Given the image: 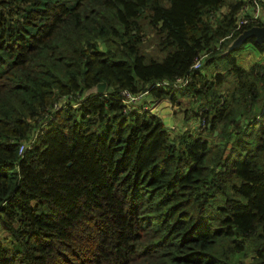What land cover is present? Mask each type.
<instances>
[{
    "label": "trees",
    "instance_id": "16d2710c",
    "mask_svg": "<svg viewBox=\"0 0 264 264\" xmlns=\"http://www.w3.org/2000/svg\"><path fill=\"white\" fill-rule=\"evenodd\" d=\"M248 4L0 0V264H264V61L237 63L264 43L227 51ZM123 90L199 99L203 129Z\"/></svg>",
    "mask_w": 264,
    "mask_h": 264
},
{
    "label": "rangeland",
    "instance_id": "374dc122",
    "mask_svg": "<svg viewBox=\"0 0 264 264\" xmlns=\"http://www.w3.org/2000/svg\"><path fill=\"white\" fill-rule=\"evenodd\" d=\"M260 9L263 12L262 21H264V8L261 5ZM255 24L259 25L257 23ZM143 25L145 27L143 46L148 50H152L160 36L155 34L154 30L147 23V21H143ZM257 61H264V50H258L252 43H245L244 47L237 55V63L245 68H249ZM194 99V97L182 98L181 105H179L173 104L166 97H160L156 100H152V97L147 99L140 98L138 101L139 104L136 106L153 110L154 113H157L164 120L167 126L175 130L186 128L188 125L192 128L198 125V129H200L203 126L202 121L199 120V124L196 122L194 125H191V122L192 120H195V117H193V115H189L190 118H186L185 114V108L192 109L196 105L199 106V99L196 100V105L194 104ZM195 108H197V106ZM201 129H203V127Z\"/></svg>",
    "mask_w": 264,
    "mask_h": 264
},
{
    "label": "built area",
    "instance_id": "2783aa9c",
    "mask_svg": "<svg viewBox=\"0 0 264 264\" xmlns=\"http://www.w3.org/2000/svg\"><path fill=\"white\" fill-rule=\"evenodd\" d=\"M262 15H263V12L260 9V3L258 2V0H253V4H248V5H245L243 8H241L240 16L237 21V26L239 27L241 25H245L248 23H253V25H256L255 23L259 24L260 22H263ZM202 56L203 55H201L199 58L195 60L193 64L194 68L201 65ZM186 83H187L186 79L182 80L181 78H176L173 84L181 86ZM121 94L123 96L125 104L129 106H134V105L139 104L138 101L140 98L141 99L145 98L146 92L144 91L138 94H133L129 92L128 90H123ZM55 107L58 108L57 105H55Z\"/></svg>",
    "mask_w": 264,
    "mask_h": 264
},
{
    "label": "water",
    "instance_id": "95a60500",
    "mask_svg": "<svg viewBox=\"0 0 264 264\" xmlns=\"http://www.w3.org/2000/svg\"><path fill=\"white\" fill-rule=\"evenodd\" d=\"M249 37H254V40L260 44L264 43V23L259 25H252L243 30L232 42L228 45L227 51L234 47L241 45ZM106 90V83H98L89 88L86 93H103Z\"/></svg>",
    "mask_w": 264,
    "mask_h": 264
}]
</instances>
